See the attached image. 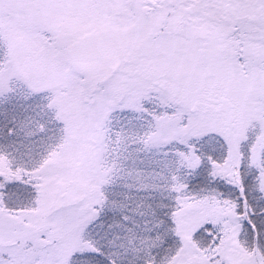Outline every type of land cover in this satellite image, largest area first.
<instances>
[{
  "label": "snow or ice",
  "instance_id": "1",
  "mask_svg": "<svg viewBox=\"0 0 264 264\" xmlns=\"http://www.w3.org/2000/svg\"><path fill=\"white\" fill-rule=\"evenodd\" d=\"M0 264H264V0H0Z\"/></svg>",
  "mask_w": 264,
  "mask_h": 264
}]
</instances>
